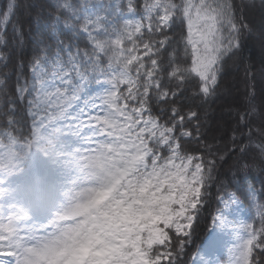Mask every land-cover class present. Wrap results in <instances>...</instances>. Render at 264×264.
I'll list each match as a JSON object with an SVG mask.
<instances>
[{
    "label": "snow or ice",
    "instance_id": "snow-or-ice-1",
    "mask_svg": "<svg viewBox=\"0 0 264 264\" xmlns=\"http://www.w3.org/2000/svg\"><path fill=\"white\" fill-rule=\"evenodd\" d=\"M255 11L264 18V0L0 6V115L13 123L26 107L41 134L130 178L143 222L120 264H225L224 249L226 264H264V179L239 194L220 181L213 231L189 252L218 168L231 159L230 170L264 177V102L259 111L222 103L219 117L210 115L229 62L245 63ZM259 35L264 43V29ZM10 257L0 253V264Z\"/></svg>",
    "mask_w": 264,
    "mask_h": 264
},
{
    "label": "rangeland",
    "instance_id": "rangeland-1",
    "mask_svg": "<svg viewBox=\"0 0 264 264\" xmlns=\"http://www.w3.org/2000/svg\"><path fill=\"white\" fill-rule=\"evenodd\" d=\"M258 49L264 52V43ZM14 144L9 132L0 136V253H11L10 264H59L68 236L96 214L110 222L108 255L120 264L143 222L123 170L34 128L19 143L23 155L15 154ZM220 256L226 264L227 250Z\"/></svg>",
    "mask_w": 264,
    "mask_h": 264
},
{
    "label": "trees",
    "instance_id": "trees-1",
    "mask_svg": "<svg viewBox=\"0 0 264 264\" xmlns=\"http://www.w3.org/2000/svg\"><path fill=\"white\" fill-rule=\"evenodd\" d=\"M93 3L96 0H92ZM107 2V0H102ZM239 2V0H237ZM6 0H0V6L5 5ZM16 17H13L8 24L10 30L12 22ZM247 20L254 25L256 31L251 38H245L244 40V59L245 63H241L239 67L229 62V67L221 80V97L217 100L216 104L212 105L210 115L214 118L219 117V107L222 103L232 104L234 106H242L246 104H252L256 106L257 111L260 110L262 102H264V52H260L258 45H260V30L264 29V18H262L259 11L251 12L247 15ZM2 23V21H0ZM27 21H25V25ZM258 25H261L260 28ZM250 65L249 74L246 76L245 66ZM251 93V96H249ZM2 111V108H0ZM13 119L16 122L9 123L8 118L0 115V136L9 132L18 144H14L13 148L15 154L18 156L23 155V149L19 146L25 138H30L32 135V123L28 115L26 107H19L15 112ZM232 161L228 159L221 167L218 168L216 173V181L212 183L209 188L211 193L206 202V206L200 213V219L196 227V231L193 233L192 242L189 248V252L195 251L196 248L203 242L204 238L208 234L212 225V216L215 214L217 207L216 195L217 185L220 181L227 183L229 189L240 192L246 191L249 184L260 187L261 179H264L255 171H250L246 175L235 169L230 170ZM243 200V197H241ZM256 214V208L253 207L250 210L246 209L242 213V219H250Z\"/></svg>",
    "mask_w": 264,
    "mask_h": 264
},
{
    "label": "clouds",
    "instance_id": "clouds-1",
    "mask_svg": "<svg viewBox=\"0 0 264 264\" xmlns=\"http://www.w3.org/2000/svg\"><path fill=\"white\" fill-rule=\"evenodd\" d=\"M109 224L103 215L89 214L86 223L68 236L59 264H114L113 257L108 255Z\"/></svg>",
    "mask_w": 264,
    "mask_h": 264
},
{
    "label": "bare ground",
    "instance_id": "bare-ground-1",
    "mask_svg": "<svg viewBox=\"0 0 264 264\" xmlns=\"http://www.w3.org/2000/svg\"><path fill=\"white\" fill-rule=\"evenodd\" d=\"M213 227H214V225L212 226V228H211L210 232L208 233V235L206 236V238L212 233ZM206 238H205V241L201 244V246H203V244L206 242Z\"/></svg>",
    "mask_w": 264,
    "mask_h": 264
}]
</instances>
